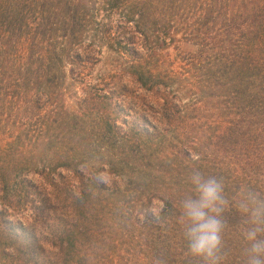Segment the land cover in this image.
I'll list each match as a JSON object with an SVG mask.
<instances>
[{
    "label": "trees",
    "instance_id": "16d2710c",
    "mask_svg": "<svg viewBox=\"0 0 264 264\" xmlns=\"http://www.w3.org/2000/svg\"><path fill=\"white\" fill-rule=\"evenodd\" d=\"M94 4L0 0V264H199L179 209L194 169L223 179L222 264H244L234 201L264 194V0H103L124 17L101 31ZM101 45L116 57L93 73Z\"/></svg>",
    "mask_w": 264,
    "mask_h": 264
},
{
    "label": "clouds",
    "instance_id": "9594fccd",
    "mask_svg": "<svg viewBox=\"0 0 264 264\" xmlns=\"http://www.w3.org/2000/svg\"><path fill=\"white\" fill-rule=\"evenodd\" d=\"M188 180L193 194L179 203L187 254L199 264H222L227 255L224 213L232 203L225 194V183L222 178L205 176L198 169L191 172ZM234 203L245 225L244 264H264V194L244 187ZM154 264H165V261L157 258Z\"/></svg>",
    "mask_w": 264,
    "mask_h": 264
},
{
    "label": "rangeland",
    "instance_id": "374dc122",
    "mask_svg": "<svg viewBox=\"0 0 264 264\" xmlns=\"http://www.w3.org/2000/svg\"><path fill=\"white\" fill-rule=\"evenodd\" d=\"M88 1H93L94 10L90 11V15L96 17V22L94 24L95 30L97 31H101L100 30V26H101V21L102 19H107V25L109 27V29L114 30V26L115 25H120L121 22L123 21V17H124V13L122 11L117 10L116 12H106V10L102 7V1L103 0H88ZM147 6H149V3H146ZM140 37V36H139ZM99 51L97 58L100 59V63L96 64V65H92L91 67H89L88 70H90L93 73H98L101 71H104L107 69L106 64L107 62H109L111 59H113L114 57H116V54L114 53V51H111L109 49L106 48L105 45H101L100 46V50H98V48H96V52ZM74 90L76 91V88H74ZM75 94H69L68 98H66V106L69 109H75V98H74ZM159 203H154L153 209L156 210L157 207H159Z\"/></svg>",
    "mask_w": 264,
    "mask_h": 264
}]
</instances>
